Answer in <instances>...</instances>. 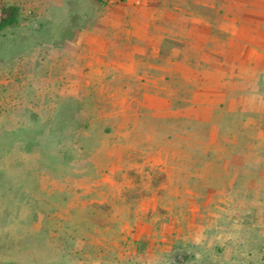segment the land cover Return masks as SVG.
Masks as SVG:
<instances>
[{
    "label": "rangeland",
    "instance_id": "374dc122",
    "mask_svg": "<svg viewBox=\"0 0 264 264\" xmlns=\"http://www.w3.org/2000/svg\"><path fill=\"white\" fill-rule=\"evenodd\" d=\"M1 1L20 16L0 32V264H184L196 250L225 259L249 215L243 191L218 190L232 153L183 116L122 105V77L164 82L161 69L116 63L129 49L114 28L106 53L87 47L118 0ZM234 178L240 189L249 179Z\"/></svg>",
    "mask_w": 264,
    "mask_h": 264
},
{
    "label": "crops",
    "instance_id": "0c3cea01",
    "mask_svg": "<svg viewBox=\"0 0 264 264\" xmlns=\"http://www.w3.org/2000/svg\"><path fill=\"white\" fill-rule=\"evenodd\" d=\"M162 1L159 8L153 0H118L104 16L99 39L95 29L87 31V47L106 53L107 32L114 28L116 42L129 49L116 63L161 69L164 82L149 71L122 77V105L129 97L137 111L142 106L151 114L183 116L205 129L211 144L222 143L232 153L221 155L222 173L232 179L218 190L243 191L241 206L249 212L243 231L227 237L225 259L196 250L184 264H264V0ZM160 17L162 26H155ZM178 78L188 81L189 92L175 84ZM240 152L243 171L235 163ZM240 175L249 177L242 189L234 178ZM192 236L199 242L208 234Z\"/></svg>",
    "mask_w": 264,
    "mask_h": 264
},
{
    "label": "trees",
    "instance_id": "16d2710c",
    "mask_svg": "<svg viewBox=\"0 0 264 264\" xmlns=\"http://www.w3.org/2000/svg\"><path fill=\"white\" fill-rule=\"evenodd\" d=\"M102 1V0H100ZM20 7L15 3L0 2V32L19 21Z\"/></svg>",
    "mask_w": 264,
    "mask_h": 264
},
{
    "label": "built area",
    "instance_id": "2783aa9c",
    "mask_svg": "<svg viewBox=\"0 0 264 264\" xmlns=\"http://www.w3.org/2000/svg\"><path fill=\"white\" fill-rule=\"evenodd\" d=\"M107 1V0H106Z\"/></svg>",
    "mask_w": 264,
    "mask_h": 264
}]
</instances>
